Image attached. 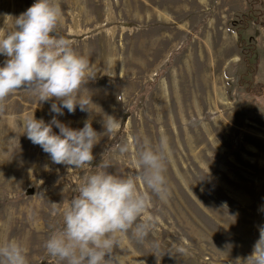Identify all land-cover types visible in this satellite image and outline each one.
Here are the masks:
<instances>
[{"label": "rangeland", "instance_id": "1", "mask_svg": "<svg viewBox=\"0 0 264 264\" xmlns=\"http://www.w3.org/2000/svg\"><path fill=\"white\" fill-rule=\"evenodd\" d=\"M35 2L0 0V36ZM58 3V34L96 74L80 91L91 96V113L65 108L57 116L50 111L55 98L39 102L28 91L7 98L0 112V245L19 242L28 264H62L45 242L85 177L102 161L113 165L109 174H133L137 138L155 148L167 136L172 194L167 203L153 196L141 217L156 218L148 240L160 242V253L128 233L119 237L117 264H243L264 228V0ZM6 59L0 55V67ZM33 114L46 123L56 116L72 129L90 120L99 134L107 116L122 127L101 135L92 164L69 169L23 134ZM124 143L127 154L114 147ZM179 245L190 254L166 253Z\"/></svg>", "mask_w": 264, "mask_h": 264}, {"label": "clouds", "instance_id": "2", "mask_svg": "<svg viewBox=\"0 0 264 264\" xmlns=\"http://www.w3.org/2000/svg\"><path fill=\"white\" fill-rule=\"evenodd\" d=\"M62 16L58 0H36L25 12L14 19L12 30L0 36V55L7 59L0 67V112L5 109L7 98L19 91H28L38 96L39 102L55 98L50 111L57 116L63 109L74 114L80 111L91 113V96H82L80 91L95 79L90 61L79 55L71 42L58 34ZM59 129V134L53 131ZM27 138L39 145L49 155L52 163L84 168L92 164L93 148L101 135L117 134L122 127L120 120L107 116L103 121L102 134L86 120L82 129H72L53 116L50 122L36 119L34 114L25 123ZM136 171L126 177L109 174L113 166L102 161L97 171L87 175L78 188L69 206L63 212V224L45 242L49 256L62 264H117L115 250L121 235L131 233L140 244H149L152 254L160 253L159 241H149L157 226L155 217H144L151 207L154 196L162 203L171 197V188L166 176L170 156L167 136H161L158 146L137 138ZM114 147L127 154V143ZM140 184L145 191H140ZM55 209L57 204L52 203ZM172 256H187L189 248L175 246ZM164 253V254H166ZM241 264L240 259L236 260ZM0 264H28L25 248L10 240L0 245ZM140 264H143L141 261ZM243 264H264V228L260 229L252 253Z\"/></svg>", "mask_w": 264, "mask_h": 264}, {"label": "trees", "instance_id": "3", "mask_svg": "<svg viewBox=\"0 0 264 264\" xmlns=\"http://www.w3.org/2000/svg\"><path fill=\"white\" fill-rule=\"evenodd\" d=\"M241 35V34H240ZM242 40H243V38H242ZM243 43V42H242ZM249 67V66H248ZM264 92V90L262 89V87H260V89L258 90V93H263Z\"/></svg>", "mask_w": 264, "mask_h": 264}]
</instances>
